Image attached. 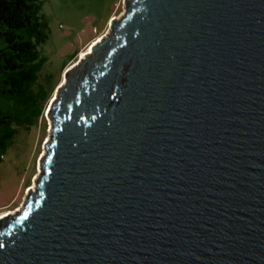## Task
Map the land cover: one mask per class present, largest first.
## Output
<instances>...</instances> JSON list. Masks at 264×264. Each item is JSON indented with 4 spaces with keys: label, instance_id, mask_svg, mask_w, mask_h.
Listing matches in <instances>:
<instances>
[{
    "label": "water",
    "instance_id": "95a60500",
    "mask_svg": "<svg viewBox=\"0 0 264 264\" xmlns=\"http://www.w3.org/2000/svg\"><path fill=\"white\" fill-rule=\"evenodd\" d=\"M64 78L0 264H264V0H126Z\"/></svg>",
    "mask_w": 264,
    "mask_h": 264
},
{
    "label": "rangeland",
    "instance_id": "374dc122",
    "mask_svg": "<svg viewBox=\"0 0 264 264\" xmlns=\"http://www.w3.org/2000/svg\"><path fill=\"white\" fill-rule=\"evenodd\" d=\"M126 0H41L47 39L40 45L36 90L42 115L21 126L0 162V214L22 206L38 172L49 134L47 108L67 70L102 36ZM62 81V82H61Z\"/></svg>",
    "mask_w": 264,
    "mask_h": 264
},
{
    "label": "trees",
    "instance_id": "16d2710c",
    "mask_svg": "<svg viewBox=\"0 0 264 264\" xmlns=\"http://www.w3.org/2000/svg\"><path fill=\"white\" fill-rule=\"evenodd\" d=\"M46 39L41 0H0V162L18 128L44 112L35 87Z\"/></svg>",
    "mask_w": 264,
    "mask_h": 264
},
{
    "label": "bare ground",
    "instance_id": "6f19581e",
    "mask_svg": "<svg viewBox=\"0 0 264 264\" xmlns=\"http://www.w3.org/2000/svg\"><path fill=\"white\" fill-rule=\"evenodd\" d=\"M100 37H102V36H100ZM100 37H99V38H100ZM99 38H98V39H99ZM98 39H97V40H98ZM89 47H90V46H88V48H89ZM85 51H86V50H84V52H85ZM84 52H82V54H83ZM64 79H65V78H64ZM64 79H63L62 81H64ZM62 81H61V82H62ZM31 186H32V185H31ZM31 186H30V188H31ZM30 188H29V190H30ZM19 208H20V207H19ZM19 208H18V209H19ZM14 211H16V210H13V211H11V212H14ZM1 215H3V214H0V216H1Z\"/></svg>",
    "mask_w": 264,
    "mask_h": 264
}]
</instances>
